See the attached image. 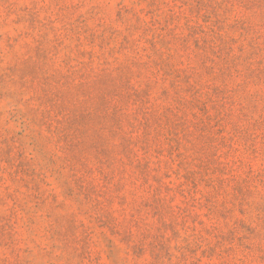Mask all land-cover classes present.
Here are the masks:
<instances>
[{
  "label": "rangeland",
  "instance_id": "obj_1",
  "mask_svg": "<svg viewBox=\"0 0 264 264\" xmlns=\"http://www.w3.org/2000/svg\"><path fill=\"white\" fill-rule=\"evenodd\" d=\"M0 264H264V0H0Z\"/></svg>",
  "mask_w": 264,
  "mask_h": 264
}]
</instances>
